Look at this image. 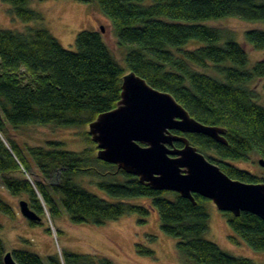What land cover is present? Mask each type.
<instances>
[{"label":"trees","instance_id":"obj_1","mask_svg":"<svg viewBox=\"0 0 264 264\" xmlns=\"http://www.w3.org/2000/svg\"><path fill=\"white\" fill-rule=\"evenodd\" d=\"M31 1L1 0L24 23L38 18L27 8ZM97 1L119 43L128 47L127 71L116 63L99 32H80L72 51L45 29L0 31V188L12 196L26 195L29 207L41 217L46 209L51 219L58 218L61 206L74 224L102 226L130 214L146 219L151 208L158 213L162 232L177 240L183 264H255L206 239L208 199L194 194L193 202L177 193L154 191L137 177L100 161L88 131L83 135L94 147L80 153L64 150L54 141L44 147L22 146L8 134L7 125L88 128L100 114L117 107L123 77L133 72L154 89L171 94L198 122L224 128L227 144L201 134L174 131L175 135L185 136L230 178L264 182L231 164L246 162L252 154L264 160V107L248 88L256 79L264 88V58L248 70L244 48L231 38L221 43L223 31L203 24L223 18L264 23V0ZM191 41L204 46L184 49ZM245 41L264 50V31H247ZM209 68L214 76L200 70ZM182 147L173 143L175 150ZM76 176L97 178L99 189L116 202L76 185ZM134 198H149L150 206L126 202ZM0 213L16 216L1 198ZM222 214L237 237L253 250L264 251L262 219L248 212ZM137 248L153 255L141 245ZM5 254L0 240V264ZM11 254L17 264H112L106 258L70 252L46 260L27 250Z\"/></svg>","mask_w":264,"mask_h":264},{"label":"rangeland","instance_id":"obj_2","mask_svg":"<svg viewBox=\"0 0 264 264\" xmlns=\"http://www.w3.org/2000/svg\"><path fill=\"white\" fill-rule=\"evenodd\" d=\"M27 8L36 12L38 18L24 23L13 15L10 5L0 0V31L26 33L29 30L45 29L65 49L72 51L76 49L75 40L80 32H99L116 63L127 71L128 47L119 43L111 21L101 13L97 0H32ZM203 24L223 31L224 37L221 43L231 38L244 48L248 59L246 66L248 70L264 58V50H255L245 41L247 31H264L263 22L223 18L206 21ZM202 46L204 44L201 42L191 41L184 49L194 50ZM200 70L211 76L215 75L211 68ZM248 88L253 92L255 101L264 107L263 81L256 79L248 85ZM6 127L8 134L22 146L44 147L47 142L54 141L62 143V149L77 153L94 147L85 140L83 134L88 131L86 127L63 128L40 125L17 129L9 125ZM260 159L262 158L258 155L252 154L246 162L231 164L259 178H264V167L258 163ZM74 182L102 199L116 202L99 189L97 178L76 176ZM0 198L16 212L13 219L0 213V240L4 244L6 253L27 250L46 260L48 256L54 255L63 258V252H70L106 258L112 264H183L176 251L177 240L162 232L158 213L151 208L150 215L146 219L130 214L102 226H93L72 223L67 212L60 206L61 215L58 218L51 219L45 209V215L40 216L41 225L30 226L21 215L19 208L21 201H28L26 195L12 196L5 189L0 188ZM126 202L150 206L149 198H134ZM205 206L209 214V231L205 235L207 240L215 243L231 256L246 258L255 264H264V251L253 250L237 237L213 202L208 201ZM144 220L146 222L142 223L141 221ZM47 229H50V232H47ZM232 238L235 241H232ZM137 245L153 251V255L141 254Z\"/></svg>","mask_w":264,"mask_h":264},{"label":"water","instance_id":"obj_3","mask_svg":"<svg viewBox=\"0 0 264 264\" xmlns=\"http://www.w3.org/2000/svg\"><path fill=\"white\" fill-rule=\"evenodd\" d=\"M174 131L201 134L227 144L224 128L198 122L171 94L154 89L133 72L123 77L117 107L100 114L88 126L97 158L137 177L152 190L177 193L193 202V195H200L222 213L239 216L248 212L264 221V182L230 178ZM174 142L183 147L173 149ZM258 163L264 167L263 159ZM19 208L28 222H41L27 201H21ZM3 264L17 263L6 253Z\"/></svg>","mask_w":264,"mask_h":264}]
</instances>
